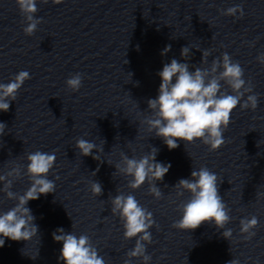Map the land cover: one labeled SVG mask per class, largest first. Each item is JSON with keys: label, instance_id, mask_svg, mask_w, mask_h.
I'll use <instances>...</instances> for the list:
<instances>
[{"label": "clouds", "instance_id": "clouds-1", "mask_svg": "<svg viewBox=\"0 0 264 264\" xmlns=\"http://www.w3.org/2000/svg\"><path fill=\"white\" fill-rule=\"evenodd\" d=\"M41 2L48 3V0ZM62 2L63 0H52L54 4ZM16 3L26 23L23 31L25 35L32 36L42 23V18H36L34 15L38 11L37 0H16ZM222 14L242 19L243 5L228 7ZM251 46H254V42ZM170 50L171 45H167L161 55H166ZM190 53L188 45L181 48V57L185 61L191 58ZM210 55V50L202 51L201 63L206 64ZM256 59L264 66V53H260ZM158 75L161 78L158 96L148 99L147 105L151 114L140 123L146 124L147 131L154 132L156 137L161 138L169 150L178 148V141L192 144L199 140L208 146L209 151H216L225 143L223 133L228 128L231 114L237 106L241 110L252 111L258 107L259 94L253 92L254 85L250 80L244 79V69L226 52L222 57L213 59L210 67H195L194 71H190L189 63H181L173 58L170 63L164 64ZM29 79L30 73L21 70L8 83H0V111L7 112L10 109V104L16 100L19 89ZM82 81L83 75L75 73L66 80V86L72 92H78L82 87ZM224 85L231 90V94ZM246 94L247 98L243 99ZM6 128V123L0 122V137L6 135ZM105 143L103 140L98 146L93 141L79 138L76 140L75 148L81 156H92L94 160L101 161L99 153L104 151ZM158 151L159 149L152 147L149 153L139 159L129 158L121 152L120 162L114 165L121 175L131 178L127 183L129 189H139L147 182L148 193L157 200L163 197L157 181H162L171 168L170 163L157 162ZM26 160L27 167L23 175H27L30 186L23 194L12 191L14 181L22 177L21 166H13L0 174V182L3 183L0 191L7 199L16 202L6 212H0V248L4 246L5 239L29 242L37 236L38 225L34 222L35 217L31 209L27 207L28 202L38 199L41 195L54 193L56 189L54 180L48 178L56 162L55 151L48 153L37 150L28 153ZM107 163L112 165L108 161ZM92 174L95 176L96 172ZM220 183L222 180L217 174L203 166L198 170L193 169L190 178L180 179L174 185L177 197H182L187 192L190 198L178 206L182 215L173 222L172 227L187 232L205 223L214 224L216 229L223 230V238L230 241L233 230L225 229V226L232 219L231 209L220 195ZM90 191L93 196L102 195V184L96 180L91 181ZM257 197L264 198V193L258 192ZM109 199L112 214L118 216L122 222L124 239L136 238L135 246L127 252L129 259L125 260L124 264H130L131 258H142L143 264H149L152 257L146 254V245L153 242L149 231L155 224L153 214L131 193L125 195L121 192ZM258 224L259 220L255 215L240 219V233L245 240H250L256 235L253 229L257 228ZM52 238L55 242H62L59 260L64 264H106L86 234L77 237L74 232L66 233L61 227L52 233ZM228 264L240 262L233 259Z\"/></svg>", "mask_w": 264, "mask_h": 264}]
</instances>
